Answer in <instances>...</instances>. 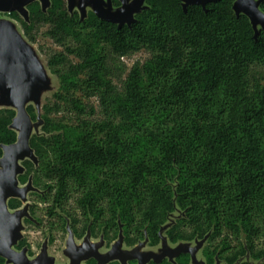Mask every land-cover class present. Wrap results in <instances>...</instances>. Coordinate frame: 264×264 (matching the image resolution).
Listing matches in <instances>:
<instances>
[{
  "label": "trees",
  "instance_id": "trees-1",
  "mask_svg": "<svg viewBox=\"0 0 264 264\" xmlns=\"http://www.w3.org/2000/svg\"><path fill=\"white\" fill-rule=\"evenodd\" d=\"M234 2L185 11L181 0H147L135 22L121 28L92 10L82 19L67 0H50L46 10L31 3L28 21L10 13L30 41L45 26L63 48L47 50L59 87L43 105L44 133L30 139L38 163L25 160L19 176L23 184L32 176L50 195L43 197L50 214L73 198L92 232L121 225L134 245L146 229L156 244L178 207L183 216L168 232L173 242L227 232L254 250L264 234V29L256 34ZM142 50L149 57L127 68L122 57ZM27 111L36 120L32 105ZM16 114L0 108V158L2 146L17 141ZM228 247L224 241L220 253ZM218 252L205 250L208 264ZM176 261L190 264L186 253Z\"/></svg>",
  "mask_w": 264,
  "mask_h": 264
},
{
  "label": "rangeland",
  "instance_id": "rangeland-1",
  "mask_svg": "<svg viewBox=\"0 0 264 264\" xmlns=\"http://www.w3.org/2000/svg\"><path fill=\"white\" fill-rule=\"evenodd\" d=\"M79 1L75 0V5L70 10V4L67 0L68 10L70 12H80ZM86 10L87 12L91 10V6L87 5ZM0 20L9 21L14 25V31L30 47L33 60L38 63L46 74L47 86L40 89L39 99H29L27 102V106L32 105L36 113V120H32V135L43 134V105L52 98L53 92L59 87L58 77L51 72L47 64V50L61 51L63 48L56 45L45 35L47 30L45 26L38 34L37 41L32 42L25 36L21 24L9 13L0 12ZM148 57L149 53L142 50L126 59L124 63L127 68H130L135 61L140 60L143 62ZM126 74L127 70L122 78H125ZM116 84L121 87V82L117 79ZM93 101L98 108V101ZM0 108H13L16 110V107L8 103H0ZM16 131L19 132V130ZM25 160L31 159L25 156L22 160H19V163L24 166L23 161ZM34 187V190L27 193L26 202L24 203V206H30V216L22 219L21 239L12 247V249L21 252L23 248L21 249L19 246L20 243L22 241L26 243L24 248L27 249L25 254L27 264H40V256L43 252L46 253L47 259L53 260L54 264H86L87 260L83 259V255L88 253L95 254L101 264H109L112 261H118L120 264H150L151 262L158 263L164 259L177 264V256L181 253L189 255L190 264H208L205 255V250L208 248L219 251L214 256V264L264 263V234L255 239L254 250L250 249L244 236L236 238L227 232L217 235L209 231L203 238L195 237L173 242L168 232L183 216V211L177 207L160 227L158 232L159 241L156 244L151 242L146 229H144V236L136 240L134 245H128L121 225L118 229H112L108 233L101 227H96L94 232H92L91 227L86 228L85 218L73 198L69 201L65 211L59 210V214H50L51 201L43 200V197L48 198L50 195L47 196L46 191L35 185ZM75 194L78 195V193ZM224 241L227 242L229 247L223 253H220ZM242 251L244 254L240 255ZM235 254L239 255L238 259L234 263H230L227 257ZM76 258L82 260L75 262ZM6 263L15 264V261H6Z\"/></svg>",
  "mask_w": 264,
  "mask_h": 264
},
{
  "label": "water",
  "instance_id": "water-1",
  "mask_svg": "<svg viewBox=\"0 0 264 264\" xmlns=\"http://www.w3.org/2000/svg\"><path fill=\"white\" fill-rule=\"evenodd\" d=\"M40 1L43 10L50 6V0H0V12H18L26 21L29 20L28 5ZM70 10L75 0H68ZM185 11L189 5H201L204 8L212 2L221 0H181ZM122 5L114 8L111 0H80L79 10L81 18L87 16V5L102 20L115 23L121 28L135 22V15L146 8L147 0H121ZM262 0H235L234 10L237 14H245L258 33L259 28L264 29V11L261 9ZM260 25V27H258ZM30 47L14 31V25L0 20V103H8L16 107V117L11 127L18 132L15 143L3 145V156L0 158V256L7 262L27 264L26 248L21 252L12 249L19 239L22 228V219L28 216V205L10 213L7 200L10 197H20L26 201L28 191L34 190L32 176L26 186L19 187L18 176L25 172V166L19 163L28 156L34 163L38 159L30 145L32 136V119L27 111L29 99H39L40 89L47 86L46 74L32 58ZM70 254H72L70 252ZM91 258L100 261L95 254H84L83 259ZM82 259L76 258V261ZM40 264H54L53 260L46 258V253L40 256ZM103 264V263H102Z\"/></svg>",
  "mask_w": 264,
  "mask_h": 264
},
{
  "label": "flooded vegetation",
  "instance_id": "flooded-vegetation-1",
  "mask_svg": "<svg viewBox=\"0 0 264 264\" xmlns=\"http://www.w3.org/2000/svg\"><path fill=\"white\" fill-rule=\"evenodd\" d=\"M10 14V13H9ZM24 162V161H23ZM24 165V164H23ZM25 173V172H24ZM23 173V174H24ZM22 175V174H21ZM20 176V175H19ZM19 176H18V180H19ZM30 179V178H29ZM29 179L27 180V182L26 183H21L20 182V180H19V187H24V186H26L27 185V183H28V181H29ZM20 185H22V186H20ZM29 192V191H28ZM27 192V193H28ZM27 195V194H26ZM18 199L20 202H21V205L20 206H18V207H15V208H13V207H11L10 206V200L11 199ZM26 201H24L23 199H21L20 197H10V198H8V200H7V205H8V210H9V212L10 213H14L16 210H19V209H22V208H24V203H25ZM26 206V205H25ZM27 211H28V213H29V215L28 216H25V217H23V218H29V216H30V212H31V210H30V206H28V209H27ZM24 246H26V243H25V245ZM22 248H24V247H22ZM21 248V249H22ZM1 257V256H0ZM6 263V262H5ZM7 264V263H6Z\"/></svg>",
  "mask_w": 264,
  "mask_h": 264
},
{
  "label": "built area",
  "instance_id": "built-area-1",
  "mask_svg": "<svg viewBox=\"0 0 264 264\" xmlns=\"http://www.w3.org/2000/svg\"><path fill=\"white\" fill-rule=\"evenodd\" d=\"M131 57V56H130ZM129 57H122V60L125 61L126 59H128Z\"/></svg>",
  "mask_w": 264,
  "mask_h": 264
}]
</instances>
